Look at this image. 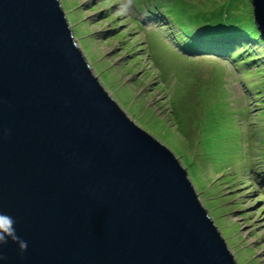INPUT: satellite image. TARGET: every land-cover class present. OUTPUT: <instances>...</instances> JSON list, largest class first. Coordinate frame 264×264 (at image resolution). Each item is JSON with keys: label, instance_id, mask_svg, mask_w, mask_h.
Wrapping results in <instances>:
<instances>
[{"label": "water", "instance_id": "water-1", "mask_svg": "<svg viewBox=\"0 0 264 264\" xmlns=\"http://www.w3.org/2000/svg\"><path fill=\"white\" fill-rule=\"evenodd\" d=\"M264 42V0H250ZM0 264H236L186 170L115 103L59 0H0Z\"/></svg>", "mask_w": 264, "mask_h": 264}, {"label": "rangeland", "instance_id": "rangeland-1", "mask_svg": "<svg viewBox=\"0 0 264 264\" xmlns=\"http://www.w3.org/2000/svg\"><path fill=\"white\" fill-rule=\"evenodd\" d=\"M125 2L59 0L94 77L177 158L236 264H264V42L250 0Z\"/></svg>", "mask_w": 264, "mask_h": 264}, {"label": "clouds", "instance_id": "clouds-1", "mask_svg": "<svg viewBox=\"0 0 264 264\" xmlns=\"http://www.w3.org/2000/svg\"><path fill=\"white\" fill-rule=\"evenodd\" d=\"M130 2L131 0H126V2L121 5V11H127L130 7ZM15 223V218L11 214L0 211V245L5 244L7 241H11L16 244L18 251L22 253L27 248L28 242L17 234Z\"/></svg>", "mask_w": 264, "mask_h": 264}, {"label": "trees", "instance_id": "trees-1", "mask_svg": "<svg viewBox=\"0 0 264 264\" xmlns=\"http://www.w3.org/2000/svg\"><path fill=\"white\" fill-rule=\"evenodd\" d=\"M155 15H156V14H155ZM156 16H157V15H156ZM253 26H254V30H253L254 34L251 35L250 37H253V36H254V37H256L258 40L262 41L261 38H260V34H259V32L256 31V29H255V28H256V27H255V24H253ZM231 32H234V31H231ZM235 32H236V31H235ZM235 32H234V33H235ZM238 37H241V36H238ZM241 38H242V37H241ZM225 41H234V42H235L236 39H235V40H234V39H230V40H229V39H225ZM262 42H263V41H262ZM221 43H222V42H221ZM244 46L246 47L247 44L244 45Z\"/></svg>", "mask_w": 264, "mask_h": 264}, {"label": "bare ground", "instance_id": "bare-ground-1", "mask_svg": "<svg viewBox=\"0 0 264 264\" xmlns=\"http://www.w3.org/2000/svg\"><path fill=\"white\" fill-rule=\"evenodd\" d=\"M76 45V44H75Z\"/></svg>", "mask_w": 264, "mask_h": 264}]
</instances>
